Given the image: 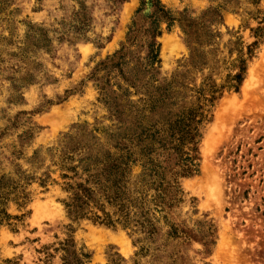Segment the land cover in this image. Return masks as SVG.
Listing matches in <instances>:
<instances>
[{
  "label": "rangeland",
  "instance_id": "rangeland-1",
  "mask_svg": "<svg viewBox=\"0 0 264 264\" xmlns=\"http://www.w3.org/2000/svg\"><path fill=\"white\" fill-rule=\"evenodd\" d=\"M0 264H264V0H0Z\"/></svg>",
  "mask_w": 264,
  "mask_h": 264
},
{
  "label": "trees",
  "instance_id": "trees-1",
  "mask_svg": "<svg viewBox=\"0 0 264 264\" xmlns=\"http://www.w3.org/2000/svg\"><path fill=\"white\" fill-rule=\"evenodd\" d=\"M240 70L244 72V68H240ZM242 75V73H239L235 76V80L238 84L242 82ZM188 127L189 125H185L184 122L180 120L179 122H177L175 128L172 130V137L174 138L177 136V140H179L180 143H183L186 139H189V143H194V129L192 130ZM179 146L177 147L176 151H178ZM192 174H194V171L189 169L187 176ZM81 188L82 192H75L72 198V203L68 205V207L71 208V214H76L77 217H85L86 215H91V218L94 219L96 222H100L101 224L112 225L113 222L110 218V215L105 213L104 206L100 204L99 200H97L95 196V194L98 192H91L88 189H83L82 186ZM119 195V192H115L113 197H108L106 199L111 202L113 200V204L118 205ZM95 209L101 211L104 217L98 216L97 212H94Z\"/></svg>",
  "mask_w": 264,
  "mask_h": 264
}]
</instances>
